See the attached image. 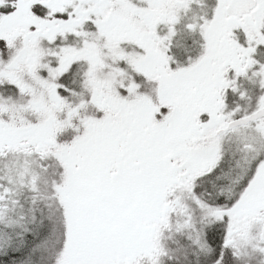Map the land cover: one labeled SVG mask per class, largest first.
I'll return each instance as SVG.
<instances>
[{
  "label": "snow or ice",
  "instance_id": "6c2138e0",
  "mask_svg": "<svg viewBox=\"0 0 264 264\" xmlns=\"http://www.w3.org/2000/svg\"><path fill=\"white\" fill-rule=\"evenodd\" d=\"M0 264H264V0H0Z\"/></svg>",
  "mask_w": 264,
  "mask_h": 264
}]
</instances>
